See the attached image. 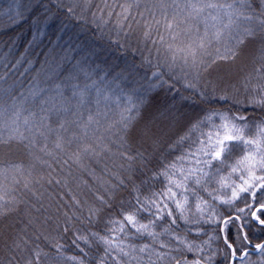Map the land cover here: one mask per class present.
<instances>
[{
  "label": "snow or ice",
  "instance_id": "obj_1",
  "mask_svg": "<svg viewBox=\"0 0 264 264\" xmlns=\"http://www.w3.org/2000/svg\"><path fill=\"white\" fill-rule=\"evenodd\" d=\"M51 3L81 20L91 12L97 28L111 23L122 47L135 37L141 59L127 75L101 74L80 34L63 24L34 73L33 60L0 52V225L27 209L0 264H216L205 248L217 237L201 239L212 224L224 226L221 264H264V241L246 228L251 221L264 233V116L247 114L264 113V0H101L96 11L93 0ZM24 19L34 28L29 51L56 17L45 0L0 9V28ZM249 46L250 63L232 79L223 66ZM161 91L232 107L184 120L173 105L163 115L183 131L165 141L167 125L140 126L146 99ZM14 149L26 160L11 159ZM69 232L76 255L65 251Z\"/></svg>",
  "mask_w": 264,
  "mask_h": 264
},
{
  "label": "trees",
  "instance_id": "obj_2",
  "mask_svg": "<svg viewBox=\"0 0 264 264\" xmlns=\"http://www.w3.org/2000/svg\"><path fill=\"white\" fill-rule=\"evenodd\" d=\"M9 0H0V9H6L8 6ZM48 3L51 12L55 14L56 22L55 26L49 30L48 39H45L43 43L36 48H30L29 51H25L28 47V41L31 40V33L34 31V28L31 23V19H24L20 23H18L15 27H9L7 30L4 28H0V42H2V47H0V52L9 54V58H19L20 56L27 57L28 59L33 60V68L30 69V72H33L40 68V64L44 60V56L47 54L49 45V40H54V35L56 34V28L60 27L63 24L66 27V30L71 33H79L82 41L86 44L88 48L92 50V55L90 56V63H92L93 67H98V71L101 72H110L112 75H117L119 73H124L127 75L128 71L133 69L134 65H139L141 54L137 51V40L133 37L131 40H123L122 43L124 46H120L113 41L116 39L115 31L109 32L108 29L112 28L113 25L110 23L107 27L100 29L95 27L92 24V16L91 12L87 14L85 19H78L79 13L76 16H68L65 14L64 9H58L55 4L51 3V0H45ZM67 3V0H65ZM98 6H102L101 0H93V6L91 11H96ZM38 14V13H37ZM31 15V14H27ZM34 18V17H33ZM15 41V46L13 51L9 53V43L11 41ZM47 46V47H46ZM251 46L245 50V53L241 55L235 65H225L223 66V71L225 73L230 72V68L235 67V72L231 73V78L235 79L241 72V69L244 68L245 65L250 63L251 60ZM39 61V62H37ZM28 67L27 62L25 61L21 65V70L23 68ZM141 75H143V69H139ZM27 75V74H26ZM111 79V77H109ZM183 96H191L190 92L181 90ZM241 103L246 101V94L241 91L236 97ZM175 105L176 109L179 110L181 114H183V119L187 120L190 117H193L197 114H200L202 109L212 108V107H227L231 108L232 104H224V102H218L216 99L211 97H196L190 100H181L179 95H174L173 93L167 91H161L158 94H150V96L146 99L145 104L142 110V119L140 120V126L143 127L145 123H147L150 119L160 116L161 123L159 128L165 127L166 135L164 137L165 141L169 137H174L183 131V128L177 126L175 122H173L172 131L167 133V130L170 126L168 117L163 115L167 113L168 110ZM247 114L250 117H262L264 113L261 110L256 109L255 111L248 109ZM158 128V126H156ZM147 146V145H145ZM159 156V153H156ZM11 159L19 160L25 159V154L22 150L14 149L11 155ZM55 166V165H54ZM102 166V165H101ZM96 167L97 171H99V167ZM153 165H148V169H145V175L143 178H147V175L150 174L148 171L151 169ZM141 176L134 177L136 183L140 182ZM88 179V177H85ZM121 195L125 198H128L127 193L121 190ZM67 200V197H65ZM47 204V200H45ZM119 203V200L116 202ZM219 211L221 215L227 216V211L224 208H220ZM27 214V209L22 210L18 214H14L4 219L2 225H0V249H3L5 252L7 249L4 248V244L8 241L9 235L13 234L15 231H18L20 228L26 227L25 216ZM85 215L87 213L85 212ZM232 215H236L235 212ZM76 227H84V225L77 224ZM93 230L95 226H92ZM222 224H212L205 226V235H202L201 239L207 240L208 236H216V239L209 241L211 245L210 248L206 247V251L215 250L217 253L216 264H221L223 253L220 252V249L224 248L223 244V235L224 232H220L219 229L223 228ZM247 229H250L249 236L252 238L253 242L264 241V233L259 232L257 228L252 226V222L249 221V224L246 225ZM214 229L216 231H214ZM29 233H31V228L28 229ZM224 231H226L230 237H234L237 233L236 226H229ZM71 236L72 233H68V240L66 246L67 255H76L78 254L77 250L74 246L71 245ZM45 250H48L45 248ZM93 255L96 254V251L93 250ZM256 258V254L253 253V259ZM89 264H95L94 261L90 260Z\"/></svg>",
  "mask_w": 264,
  "mask_h": 264
},
{
  "label": "rangeland",
  "instance_id": "obj_3",
  "mask_svg": "<svg viewBox=\"0 0 264 264\" xmlns=\"http://www.w3.org/2000/svg\"><path fill=\"white\" fill-rule=\"evenodd\" d=\"M235 70H236V68L235 67H232V68H230V73H232V72H235ZM161 117L160 116H157V117H155V119L154 118H152V119H150L148 122H147V124H149V126H154V127H156V126H158V128H159V125H160V123H161V119H160ZM172 129H173V122L170 124V126H169V128H168V130H167V133L168 132H170V131H172ZM2 233H0V235H1Z\"/></svg>",
  "mask_w": 264,
  "mask_h": 264
}]
</instances>
